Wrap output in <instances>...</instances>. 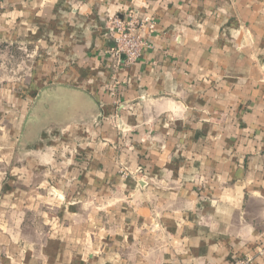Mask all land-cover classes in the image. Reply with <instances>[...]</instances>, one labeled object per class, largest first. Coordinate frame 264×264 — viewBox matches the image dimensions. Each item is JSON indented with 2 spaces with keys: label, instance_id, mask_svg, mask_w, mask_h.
<instances>
[{
  "label": "crops",
  "instance_id": "obj_1",
  "mask_svg": "<svg viewBox=\"0 0 264 264\" xmlns=\"http://www.w3.org/2000/svg\"><path fill=\"white\" fill-rule=\"evenodd\" d=\"M130 11L156 27L118 68ZM1 38L32 55L0 94V264H264V0H2Z\"/></svg>",
  "mask_w": 264,
  "mask_h": 264
},
{
  "label": "rangeland",
  "instance_id": "obj_2",
  "mask_svg": "<svg viewBox=\"0 0 264 264\" xmlns=\"http://www.w3.org/2000/svg\"><path fill=\"white\" fill-rule=\"evenodd\" d=\"M2 3V0H0ZM130 15H133L137 20H144L146 18H153V17H139L134 11H130L127 15V21H129L131 19ZM112 19H117L116 17H112L108 19V25H109V32H108V37L109 39H111L110 41L113 42L114 44V38L112 36V32L111 29L113 28L112 25ZM117 20H121V19H117ZM144 32H148L150 33L147 29ZM151 34V33H150ZM143 37V36H142ZM144 39V37H143ZM145 40V39H144ZM7 41V42H6ZM4 41L3 38L0 39V94H2L4 91L6 92H11L13 97H17L19 98V95L21 93V90H24V84H25V78L29 77V75L31 74V69L28 68V65L31 61V57L29 53L25 52V49H21V43L19 41L16 40H6ZM147 46L145 47L148 48V43L145 40ZM144 49V50H145ZM30 50V49H29ZM143 55V53H142ZM112 61L117 65L118 64V60L116 57H114L112 55V53L110 54ZM142 57V56H141ZM135 64V63H134ZM125 66V64L121 63L119 65V67ZM118 67V68H119ZM126 67V66H125ZM129 67V66H127ZM48 88V87H46ZM15 102H13L12 105V109L8 112H6L2 116V118L0 117V125H3V121L4 124L6 122H13V120H16L18 117L14 114L19 115V111L18 108H16L14 106ZM36 104L37 101L35 100L31 106V108L29 109L28 115L26 120L28 119V122L34 120V115H35V109H36ZM25 120V121H26ZM24 121V124H25ZM114 122H116V118H114ZM11 124V123H10ZM36 127V125L34 126ZM42 127L44 128V132L41 134H37L36 130L33 129V132L30 133H20L19 135L16 134V138L14 140V143H17L16 146V150H15V154H14V159L15 161L19 160L20 158H24L26 157V153L31 150H34L37 146V144H42L41 139L44 137V141L43 143H45V146L47 147V152L49 151V153L51 152V140L52 137H56L57 135H53L52 133L48 132L51 130V126H47L44 125ZM59 128H64V127H59ZM43 128L40 127V131H42ZM47 130V131H46ZM61 131V130H60ZM61 133V132H60ZM60 135V134H59ZM68 136V135H66ZM39 137V138H38ZM82 137H84L82 135ZM59 142L61 144L59 153H61L65 158H70L71 154L73 153V150L70 151L71 154H69V149L67 145H63V139L64 141H66V137L63 135H60ZM57 139V138H56ZM78 141V140H77ZM76 140L74 142H77ZM80 144V141H78ZM23 143V144H22ZM63 145V146H62ZM76 149H79V147H76ZM28 152V153H29ZM29 157V156H28ZM127 172V171H126ZM128 179V178H127ZM17 183L13 184V188H15ZM48 189H52V183L49 182H45L44 183ZM45 211L47 212V214L51 215V212H53L52 207L50 205V207H47L45 209Z\"/></svg>",
  "mask_w": 264,
  "mask_h": 264
},
{
  "label": "built area",
  "instance_id": "obj_3",
  "mask_svg": "<svg viewBox=\"0 0 264 264\" xmlns=\"http://www.w3.org/2000/svg\"><path fill=\"white\" fill-rule=\"evenodd\" d=\"M130 17L131 19L129 21L117 20L118 18L112 19L113 28L111 32L115 45L111 53L117 58L118 67L121 63L125 64V66H132L141 58L147 46L142 37V32L147 29L150 33H153L156 27V22L153 18L137 20L133 15H130ZM116 86L114 85L113 89ZM121 175L125 179L130 177V174L124 170L121 171ZM235 264H251V260L245 259Z\"/></svg>",
  "mask_w": 264,
  "mask_h": 264
}]
</instances>
